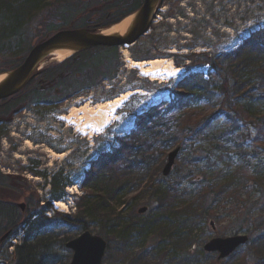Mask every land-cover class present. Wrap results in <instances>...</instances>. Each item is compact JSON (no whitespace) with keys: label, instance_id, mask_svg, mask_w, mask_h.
I'll use <instances>...</instances> for the list:
<instances>
[{"label":"rangeland","instance_id":"374dc122","mask_svg":"<svg viewBox=\"0 0 264 264\" xmlns=\"http://www.w3.org/2000/svg\"><path fill=\"white\" fill-rule=\"evenodd\" d=\"M67 1H70L69 5L72 9V4H76L79 0ZM165 3V13L162 12L160 18H156V22L146 36L135 46L128 49L129 56L136 62L172 59L176 67L177 61H180V63L182 62L181 67L185 68L182 76H179L176 80L159 84L158 82H151L141 78L137 71L128 70L124 67L125 63L123 68L119 69L115 78L91 91H82L74 98L73 102L54 107L49 112L36 109L31 111V113L28 111L18 118L27 117L26 120H30L29 123L22 120H19V122L16 119V125H13V128H6L4 132L1 131L3 133L0 132V193H5L15 200L28 197V194H31L34 201H28V205L31 206L29 210H32L33 216L36 215L35 226H32L28 232L23 231L24 229L21 228L18 237L15 238L14 242L10 243V246L17 247L16 251H18V248L24 244L23 242L27 239L29 233H31V238L35 239L42 236L43 233L46 235L45 240L42 242L43 249H37L34 253L33 263H71L73 253L67 250L65 245L80 236L85 229L76 227L73 224L70 225V223L62 219L65 217L64 215L74 217L78 213L77 204L79 200L87 194L81 186L85 174L89 171L85 167L96 162L100 154L109 153L112 146L118 147L115 139L125 138V135L133 128L136 115L142 114L161 100L172 101L179 91L178 84L190 72L201 73L202 71V81L204 86L210 91L209 100L200 99L190 103L191 106L185 110L184 113H192L194 115L192 124L200 117L206 118L216 113L220 115L227 114V111L222 110L223 108L221 107L224 99L220 92L222 77L218 76L214 70L207 73L208 66L194 68L189 71L187 69L189 62L186 57L187 55L205 53L214 59L241 48L244 41L249 39L252 33L259 31L264 26V0H165ZM11 4L13 5L9 7L10 9L19 8L16 0H12ZM54 4L55 1L49 2L44 10L33 19L30 28L25 26L28 20L19 22L14 29L18 30L19 27L20 30L21 28L20 34L23 33V29H28V32H30L23 39L18 37L19 34H15L16 32L11 29L9 24H6L7 16L1 10L0 36L6 32L4 36L6 41L4 43L7 46L3 51L8 50L10 55L16 54L17 50L23 53L35 38L40 37V31H43L41 25L43 18ZM94 4L96 5L95 2ZM88 6V8L93 7L92 4ZM10 15L11 19L13 14L11 13ZM123 51L126 50L124 48L119 49V56L121 55L122 59L124 58ZM10 59L0 56V68H4V64L10 65L12 63ZM226 68L224 67V69ZM222 75L225 77V73H222ZM253 84L255 82L251 84V87ZM252 88L256 89L257 85ZM137 90H142L146 94L135 96L124 110L120 112L114 125L107 129L103 135L90 141L79 135L76 136L73 130L68 129L60 119L62 116L67 115L70 109L78 107L77 102L80 103L82 101V104H84L87 101H92L96 103L114 98L127 91ZM243 104L244 101L240 103V105ZM252 108L253 119L264 115V105L258 103L252 105ZM219 120H224V118L221 117ZM180 122H178L179 125ZM239 134L248 135L249 140L246 141L245 139L244 141L247 154L255 152L264 157V143L257 145L252 143V138L255 136L253 126L248 129H242ZM212 147L213 143L209 142L190 143L185 151L181 150L176 165L180 164V162L183 164L182 161L190 157L194 158L195 166L192 162L191 165L185 162V171H206L207 168H204L201 163V153L210 151L212 156H214L213 159L220 155ZM177 148L181 147L174 145L172 148L160 150L161 155L158 158L162 165L166 162L169 153ZM253 148H257V151ZM47 150L57 155L67 153V157L64 160H53ZM232 156L234 157L232 171H234L239 166L240 158L234 154ZM212 162L214 161L212 160ZM224 169H226L225 164L219 163L217 168L212 170V175L209 174L205 179H202L201 176L199 179V182H202L201 189L194 184H189L191 181H186L185 184L195 190L207 188L211 183L216 187L218 184H216V180L213 182V177L218 172L225 171ZM207 171L209 172V170ZM200 174L204 175L203 172ZM5 175L13 176L19 180L13 183L10 180L5 181L3 180ZM172 175L173 172L170 177L164 178L161 173L157 175L155 182L157 185L159 183L167 185L166 179H170ZM224 175H230V173L224 172ZM149 177L150 175L145 177V182L149 180ZM215 179L217 178L215 177ZM67 181L69 184L66 183ZM224 181L225 179H218L217 182L220 184ZM144 186L145 184L142 185V187ZM12 188L20 190L19 194H14L11 191ZM69 189H76L79 194H71L68 191ZM140 189L141 187L132 193L125 194L119 204V209L125 210L124 219H126L127 216L129 218V215L136 214L140 208H148L147 215L141 217L143 222L147 223L154 214L153 210L156 204H154L155 200H150L151 194H146V198L137 202L139 200L136 197L140 195ZM256 189L260 192L258 187L253 186L252 190L249 191V195L242 193V203L239 206L243 208V211L240 213L234 211V200L230 198L221 202L218 209L210 211L211 217L208 219L204 218L201 221L203 224L194 232L190 238L191 241L187 243L190 245L187 248L175 247L173 244L176 242L172 237L166 239L160 235L149 234L148 237L140 239L138 247H130L131 249H128L129 254L127 257L122 254V248H120L121 241L119 238L123 227L115 228L114 223H112L104 231V223L91 222V224H87V230L93 235L104 238L108 243V250L103 264H131L132 259L139 257L141 254L147 255V257L156 254L158 258H164L167 255L165 263L162 264H182V260L191 264H257L259 258L251 250L250 244L264 228L259 227L257 232L255 230V225L264 221V212L261 211L264 205H259L251 213L255 202L262 200ZM58 199L68 205L67 213H61L55 209L54 203ZM22 201L26 202L25 200H20L19 203ZM46 205H51L53 209L45 214L48 221L44 223L40 222L42 219L39 217V213ZM22 216L19 213L20 219H22ZM237 216L239 220H237ZM242 217H250L251 225L246 226L242 222ZM211 222L215 223L216 231L211 227ZM253 222L254 224H252ZM41 231L44 232L41 233ZM107 233H113L114 237L112 240L106 237ZM129 233L130 236L135 235L132 230ZM239 234L248 235L251 239L250 244L242 247L227 260L219 261L218 255H209L207 257L201 252L206 242L215 237H233ZM30 243L35 245L34 241ZM10 246L7 247L8 255L3 254V257H0V264H11L12 258L10 254L13 250ZM181 256H183V259ZM196 258H198V262H195ZM148 262L153 264L150 259H148Z\"/></svg>","mask_w":264,"mask_h":264},{"label":"trees","instance_id":"16d2710c","mask_svg":"<svg viewBox=\"0 0 264 264\" xmlns=\"http://www.w3.org/2000/svg\"><path fill=\"white\" fill-rule=\"evenodd\" d=\"M16 1L19 8L12 10L9 8L13 5L11 4L12 0H0V11L5 12L6 24H9L11 29L16 28L21 20H28L25 26L30 28L33 19L44 10L45 6L49 2L55 1L54 6L43 18L41 24L43 31H40L41 38L46 37L60 24L68 25L67 21L74 10L81 9L80 12L83 11L81 4L71 9L70 1L67 0ZM11 13L13 17L10 19ZM20 30L19 27L18 30L14 29L15 34H19L20 39L30 33L28 29H23V33L20 34ZM5 34L6 32L0 36L2 40H0V56H7L6 58L11 59L22 58L24 52L21 53L20 50H17L18 52L14 55H10L8 50L3 51L7 47L4 43L6 41ZM80 57V59L72 60L69 63L70 66L80 67L79 69H65V71L64 69H50V71L41 74L39 78L53 79L58 74H66L69 71L73 73V81L70 84L75 83L70 88L72 91H78L81 86L87 88L98 86L105 78L106 72L115 76L118 70L117 49L93 50L81 54ZM188 59L192 62L191 67L209 65L211 70L222 77L220 92L224 99L221 107L222 110L227 111L226 118L219 120L221 115L216 113L206 118L200 117L192 124L194 115L184 113L185 110L191 106L190 103L200 99L209 100L210 91L204 86L200 73L188 75L178 85L181 93L173 102L160 103L158 106L150 108L143 116L137 117L135 128L129 136L118 140L120 147H113L111 154L99 156L97 161L92 164V171L86 174L82 182V188L87 194L77 204L78 213L74 217L65 216L62 219L70 225L73 224L85 230H87V224H91V222L104 223V231L112 223H114L115 228L123 227L119 238L121 241L120 248H122V254L127 257L128 249L138 247L140 239L148 237L149 234L160 235L166 239L172 237L176 242L173 244L175 247L187 248L190 246L187 244L191 241L190 238L203 224L201 221L204 218H210V211L218 209L219 204L225 199L234 200V211L236 213L242 212L243 208L239 206L242 203V193L249 195L253 186L260 189V192L258 189L256 190L261 195L262 200L255 202L251 213L259 205H264V157L255 152L247 154L244 141L245 139L246 141L249 140L248 135L238 134L242 129L253 126L255 136L252 138V143L256 145L264 143V115L253 119L251 114L252 105L258 103L264 105V28L253 34L234 53L221 55L214 59L209 58L208 55H194ZM12 62L13 65L19 64L17 61ZM4 66L7 67V64ZM224 66L227 68L224 69ZM222 73H225V77ZM78 75L81 76L80 79L77 78ZM253 82L255 84L252 87L257 85L256 89L251 87ZM65 83L60 82L59 87H66L68 84L65 85ZM28 90L30 95L27 97L31 95L35 98L42 97V94L35 89L33 91L32 88ZM240 101H244V104L240 105ZM179 121H181L180 125L178 124ZM200 142L213 143L212 149L220 154L213 159L214 156L210 151L201 153V163L209 172L207 170V172L199 171L204 174L201 175L195 170L185 171V162L190 165L192 162L195 166L194 158L189 157L182 161L183 164L180 162L176 165L172 177L166 179L167 185H163L159 181V184H156L155 179L157 175L161 174L163 166L158 158L161 155L160 150L179 145L181 150L185 151L190 143ZM253 149L257 151V148ZM233 154L240 158L239 166L234 171H232L234 167ZM219 163L225 164L226 169L216 174L217 179L212 176L213 182L216 180V184H218L216 187L211 183L207 188L195 190L185 184L186 181H191L189 184H194L201 189L202 182H199L201 176L202 179H205L209 174L212 175V170L216 169ZM156 166L157 168H155ZM224 172L230 173V175H224ZM148 175H150L148 178L150 182L149 180L145 182V177ZM218 179H225V181L219 184ZM143 184H145L144 187H142ZM140 187L141 192L136 197L139 200L137 202L146 198V194H151L150 200H155L154 204H156L153 210L154 214L147 223L143 222V219L136 214H131L129 218L127 216L124 219L125 210L119 209L123 196ZM51 209L52 207L48 205L39 213V217L42 219L40 221L47 222L45 213ZM261 211L264 212V206ZM250 217H242V222L246 226L251 225ZM237 220H239L238 216ZM259 227H264V221L255 225L256 232ZM130 230L134 231L135 235L130 236ZM43 232L41 231V233ZM30 234L25 239L24 244L18 248L16 260L12 264H37V262L33 263L34 253L37 249L42 248V242L46 235L43 233L42 236L35 239L31 238ZM106 235L111 240L114 237L113 233ZM31 241H34L35 245H32ZM250 247L255 256L259 258L257 264H264V228L250 244ZM166 256L158 258L156 254L148 257L141 254L139 257H132L131 264H149L148 259L153 264H162L165 263ZM181 257L183 259V256ZM195 262H198V258ZM182 264L191 263L182 260Z\"/></svg>","mask_w":264,"mask_h":264},{"label":"water","instance_id":"95a60500","mask_svg":"<svg viewBox=\"0 0 264 264\" xmlns=\"http://www.w3.org/2000/svg\"><path fill=\"white\" fill-rule=\"evenodd\" d=\"M159 2L160 0H145L143 7L133 16L131 25L124 35L106 34L107 31L97 32L87 29L65 30L39 43L19 69L1 75L4 79L0 81V101L24 91L41 71L40 68L46 64L47 59L59 51L74 55L98 47H121L136 43L150 29ZM53 86L54 83H47L40 90L44 91ZM178 154L179 150H176L169 156L168 164L163 171L165 177L170 175ZM146 212V208L140 210V214ZM247 242L246 236L217 238L206 244L204 250L207 253H218L219 260H224ZM66 248L73 252L71 264H103L107 243L104 239L85 232L78 239L69 242Z\"/></svg>","mask_w":264,"mask_h":264},{"label":"flooded vegetation","instance_id":"af4514ba","mask_svg":"<svg viewBox=\"0 0 264 264\" xmlns=\"http://www.w3.org/2000/svg\"><path fill=\"white\" fill-rule=\"evenodd\" d=\"M92 1L85 0V5L88 6L92 4L93 5L92 8H95V9L93 11H89L90 9H92V8H89L88 11L82 14L83 16L81 18L82 20L86 21V23L90 19H93L92 24L94 26H98V25L101 26V24H104V25L117 24L122 19L138 11L145 2V0H92ZM94 2L96 3V5L94 4ZM164 5H166L165 0H161L157 17L162 12H164V7H165ZM74 60H78V59H74ZM21 66L22 64L20 63L18 65L12 64L7 67L0 68V74L6 71L19 69ZM79 68L80 67L78 66L60 65V66H52L47 69H79ZM68 74L70 75L66 78L65 85H67L70 81L73 80V77H72L73 73L68 71ZM54 78H56V76ZM77 78H80V75H78ZM40 79L41 77L39 79L32 80L28 89L32 88V91L34 89L35 91H37ZM60 89L63 90L62 88ZM28 92L29 90H27L23 95L15 98L14 100L0 103V132L3 131V129L5 128H11L13 126V123H16L14 121L16 120L17 116H12V120L10 122H7V120L11 117L12 113L20 105L26 104L24 114L28 111V109H30V107L35 106L34 104L32 105L28 104L35 100L40 101L41 106L39 109L47 111L51 108V104L48 103L49 101H51V97L45 100L46 105L44 106L45 108H43V100L40 98H35L32 95L27 97L28 95H30V93ZM74 93L75 92L63 93L62 95L64 98L62 99V102L60 104H66L69 101V100H66V98L73 96ZM51 95L57 97L58 99H61V97L56 96V93L54 92L51 93ZM18 115L21 116L22 113ZM26 119L27 117L23 119H18V121L22 120L23 122L29 123L30 120H26ZM27 199L28 198L24 197V198H19L15 200L9 197L8 195H6L5 193H2V192L0 193V257L3 256V254L5 255V252L7 251V247L10 246V242H12L15 239V237H17V235L21 231V228L26 229L27 227H30L31 223L35 220V217L31 216V212L28 210L27 202H24V201L21 202L25 204L27 207L26 215H25V212L21 210V207H20L21 203H19V201L20 200L27 201ZM19 213L23 215L22 219L19 218Z\"/></svg>","mask_w":264,"mask_h":264},{"label":"bare ground","instance_id":"6f19581e","mask_svg":"<svg viewBox=\"0 0 264 264\" xmlns=\"http://www.w3.org/2000/svg\"><path fill=\"white\" fill-rule=\"evenodd\" d=\"M131 18L126 19L121 24L115 26L106 34L117 33L123 35L128 27L131 25ZM131 46H126L130 48ZM127 69L130 71H137L139 76L151 82H158L159 84L166 83L177 79L185 72L183 68H177L171 59H154L144 62L133 61L127 51L124 52ZM71 54L66 51H59L54 56L58 61H63ZM4 77H0L2 81ZM146 94L144 91H127L114 98L102 100L99 102L87 101L82 104V101L77 102L78 107L70 109L67 115L60 119L64 122L68 129L73 130L74 134L81 136L84 139L92 140L93 138L103 135L104 132L112 127L117 121L118 116L127 104L137 95ZM51 159L64 160L67 153L57 155L54 152L47 150ZM90 167L87 166L86 170ZM69 193L76 194V189H69ZM55 209L61 213L68 212V205L62 201L54 203Z\"/></svg>","mask_w":264,"mask_h":264}]
</instances>
